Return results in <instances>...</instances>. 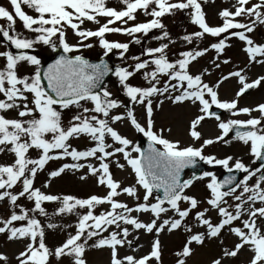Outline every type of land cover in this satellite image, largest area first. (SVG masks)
Returning a JSON list of instances; mask_svg holds the SVG:
<instances>
[{
  "label": "snow or ice",
  "instance_id": "snow-or-ice-1",
  "mask_svg": "<svg viewBox=\"0 0 264 264\" xmlns=\"http://www.w3.org/2000/svg\"><path fill=\"white\" fill-rule=\"evenodd\" d=\"M208 4L215 0H118L116 7L108 0H8V7L0 5V156L6 158L0 162V205L7 206L0 214V235L26 241L16 264H89L90 250H107L109 264H163L160 237L176 231L185 233L186 241L174 253L175 264H187L193 245L206 241L221 246L211 264H228L242 251L251 254L248 264H264V103L239 105L249 90L264 85V75L250 79L246 68L238 67L213 83L205 80L212 75L209 67L192 71L210 52L213 69L232 63L226 50L233 39L242 42L249 65L264 66V42L252 36L264 26V0H232L217 13L221 23L216 25L208 21ZM178 14L197 30L173 38L164 21ZM141 15L147 19L141 21ZM149 37L156 46L144 45ZM206 39L210 42L201 46ZM178 43L182 47L171 58ZM132 45L141 46L140 54L130 53ZM41 47L54 54L46 66L36 53ZM95 48L100 52L93 62L85 52ZM113 56L118 63H110ZM137 75L143 84L131 83ZM110 78L119 95L110 90ZM231 78L240 87L233 99L222 100L219 89ZM166 101L196 109L188 127L191 143L170 139L171 127H156L155 112ZM206 120L216 121L219 135L203 137L199 128ZM125 124L146 138V148L121 132ZM233 142L246 147L250 163L231 154H206L209 146ZM201 165L207 167L197 171ZM113 168L129 171L134 182L125 185ZM185 170H192L187 178ZM67 173L79 174L80 181L93 177L106 191L86 198L46 191ZM40 174L46 179L37 187ZM198 182L208 193L203 199L190 194ZM49 232L65 238L50 247ZM142 234L154 237L150 251L122 256L121 249L136 253L144 247ZM229 236L236 240L230 247ZM0 264H11L4 252Z\"/></svg>",
  "mask_w": 264,
  "mask_h": 264
},
{
  "label": "rangeland",
  "instance_id": "rangeland-1",
  "mask_svg": "<svg viewBox=\"0 0 264 264\" xmlns=\"http://www.w3.org/2000/svg\"><path fill=\"white\" fill-rule=\"evenodd\" d=\"M232 0H215V4L205 5V11L207 13L208 21L210 24L216 25L221 23L219 20L217 13L224 7H230ZM109 6L116 7L118 6V0H108ZM0 5L8 7V0H0ZM10 10V9H9ZM26 11H30L25 9ZM141 21L147 19L143 15L139 17ZM103 22V21H102ZM173 35V38H178L180 34H183L184 30L187 29L189 32L197 30L195 26L188 23V19L183 14H178L176 17L165 18L164 21ZM2 23V21H0ZM89 27H95L94 25H88ZM17 28L20 29V23H17ZM151 36V34H150ZM253 38L258 42H264V26L258 27L257 30L252 34ZM71 42H75L74 38H71ZM110 39H120L122 41H126L128 38L123 36H112ZM210 42V39H206L201 46H204ZM232 47L226 50L227 57H230L232 63L229 65H221L219 70H215L212 68V65L209 63L214 53H208L204 58L200 60L198 64H195L192 67V71L194 73L199 72L203 67H209L212 71L211 76H206L205 80L210 82H215L218 77L222 74H227V72L236 70L238 67L246 68L247 75L250 79H255L258 75H264V66L252 64L249 65L247 61L246 54L242 51L243 44L235 39L231 41ZM156 46L157 42L151 40L150 37L145 39V46ZM182 47L181 44H177L172 47L170 50V57L175 58L178 50ZM141 46L140 45H132L130 48L131 54H140ZM100 50L98 48L87 50L85 55L90 59H97ZM36 53L39 54V57L42 59V62L45 61L47 56H50L52 53L46 47H41L36 49ZM116 63L118 61L115 57H112ZM31 71V69H27ZM131 83L135 84H143L144 81L140 75H137L134 79H132ZM110 90L114 93V95H119L118 87L115 82V78H112L108 83ZM240 85L238 84L235 78H231L228 81H225L220 89L219 94L222 100H231L235 97V92L239 89ZM123 99V97L121 96ZM259 103H264V85L255 89L249 95H244L239 100V105L241 107H254ZM138 116L141 117V122H143V112L142 109H137ZM196 114V109L191 106H174L171 105L170 102H165L162 109L156 110L155 112V124L157 128L163 127H171L172 132L166 133L170 139H178L182 144L191 143L190 137L188 136V127L190 120ZM253 115H258L257 113H253ZM224 118H227V114L224 115ZM240 119H246L247 117L241 116ZM120 130L123 134L127 135L128 138L133 139L138 143L139 139L143 136L136 134L134 130L127 126V124L120 126ZM199 131L202 133L204 138H214L219 135V130L216 127L215 120H206L203 122L202 126L199 128ZM230 138V136H229ZM79 147L84 146V142H78ZM207 153H214L218 157H222L226 154H231L234 156L243 157L246 163H250V158L247 156V149L244 145L239 142H233L231 145L225 146L224 144H215L209 146L206 149ZM5 157L0 156V162H5ZM123 162V161H122ZM51 167H56V163L50 162ZM113 172L115 174V178L122 181L125 185L132 184L134 182L133 178L129 175V171H120L119 169L113 168ZM218 175L222 172L221 169H216ZM46 179L45 174H40L38 176L36 186L39 187ZM53 194H71L75 195L79 198H86L91 194H99L103 195L105 193V189L102 187L98 188L95 183V178L90 177L87 181H80L79 174L67 173L62 175L60 178H56L53 180L51 187L47 189ZM190 194L196 195L198 198L203 199L207 196V190L204 187L203 182H198L194 188L191 190ZM121 200H125V197H120ZM129 204H132L131 200L127 201ZM26 206L29 202L22 201ZM206 206V205H205ZM48 211L51 212L54 210V205H47ZM0 209H3V212L0 214H5L7 211L6 205H0ZM213 219L215 220V213L211 214ZM142 219L147 220L148 217H141ZM43 220V218H41ZM64 221L67 223H74L75 217H65ZM194 230L203 231V229L194 228ZM65 238V234L61 232H49L47 235V243L50 247L58 245ZM154 237L152 235H141L140 244H143V248L139 249L136 253H131L128 249H121L120 254L123 256L125 254H135L137 256L147 254L150 251V242ZM162 245H163V254L162 261L163 264H175L177 257L174 255L176 251L181 250L183 244L186 241V234L182 231H176L171 234L167 232L163 233L160 237ZM236 242L234 237H226L225 244L227 246H232ZM26 243V241L24 242ZM24 243L20 242H10L6 239L5 236L0 235V252L6 253L11 261V264H16L14 259L15 255L18 254L19 251L23 250ZM194 253L193 255L187 259V264H211V261L214 258H218L221 255V246L218 242L206 241L204 246H196L193 245ZM250 253L247 251H242L238 258L232 259L228 262V264H248V260L250 258ZM87 258L89 264H109V253L107 250H90L87 253ZM53 264L55 262L53 261Z\"/></svg>",
  "mask_w": 264,
  "mask_h": 264
},
{
  "label": "water",
  "instance_id": "water-1",
  "mask_svg": "<svg viewBox=\"0 0 264 264\" xmlns=\"http://www.w3.org/2000/svg\"><path fill=\"white\" fill-rule=\"evenodd\" d=\"M53 58H54V56H53L50 60H48V61L45 63V66L47 65V63H51ZM106 59H107V58H106ZM110 63L114 64V63L112 62V60H110ZM250 91H251V90H249V92H250ZM215 111H216V110H215ZM218 112H219V111H218ZM141 145H142L143 148H146V147H147V141H145V142H141ZM200 168H205V166H204V165H201V166L197 169V171H199ZM187 172H192V170H185V173H187ZM185 175H186V174H185Z\"/></svg>",
  "mask_w": 264,
  "mask_h": 264
}]
</instances>
